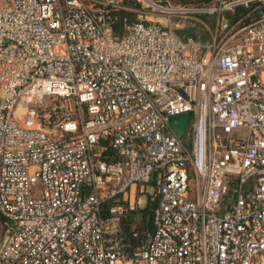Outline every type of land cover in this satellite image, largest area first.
I'll return each mask as SVG.
<instances>
[{
  "label": "built area",
  "instance_id": "1",
  "mask_svg": "<svg viewBox=\"0 0 264 264\" xmlns=\"http://www.w3.org/2000/svg\"><path fill=\"white\" fill-rule=\"evenodd\" d=\"M0 214V264H264V0H0Z\"/></svg>",
  "mask_w": 264,
  "mask_h": 264
},
{
  "label": "trees",
  "instance_id": "2",
  "mask_svg": "<svg viewBox=\"0 0 264 264\" xmlns=\"http://www.w3.org/2000/svg\"><path fill=\"white\" fill-rule=\"evenodd\" d=\"M163 1H171V0H163ZM194 1H197V2H194ZM182 2L184 4V3H189V2L201 3L202 1H200V0H183ZM134 4L137 7L139 6V4H136V3H134ZM245 12H246V10L239 8V9H237L236 13L233 15L237 16V15H240L241 13H245ZM116 15H117V17L114 20L113 29H114V32L117 36H121L125 32V29H124L125 19H128L129 21H133L136 19V14L134 12L129 11V10L121 9V10H119V12H117ZM227 15H228V17H230L232 14L228 13ZM182 33L185 35L191 34L198 39L204 40L203 38L196 35L193 30H190V29L189 30L185 29L182 31ZM181 116H183V118H189V117H191V114L181 115ZM156 205H157V202L155 201L153 203H149L146 207H144L143 209L140 210L142 212V220L143 221L140 223V225H139V223H137V226L134 229L132 226L135 224V222H134L135 219H137V216H136L137 210L130 211L128 213V215H130V214L131 215L129 217H128V215L125 217V219H124L125 232H126L128 238L130 240H132V242H140L141 239H143L145 237L146 231L151 232L154 229V214H155L154 210H155ZM0 216H1V214H0ZM1 219L3 221L2 216H1ZM137 222H139V220H137ZM143 230H145L144 234L142 233ZM138 231H140V234ZM135 232L138 233L137 236H134Z\"/></svg>",
  "mask_w": 264,
  "mask_h": 264
},
{
  "label": "rangeland",
  "instance_id": "3",
  "mask_svg": "<svg viewBox=\"0 0 264 264\" xmlns=\"http://www.w3.org/2000/svg\"><path fill=\"white\" fill-rule=\"evenodd\" d=\"M182 1L183 0H171V2L174 3V4H183ZM200 1H202V2H209L211 0H204V1L203 0H200ZM194 2H197V1H194ZM189 3H193V2H189ZM124 5L127 6V7L133 8L134 11H131V12H135V10H138L139 9L132 2L131 3L125 2ZM209 19H211V18L206 17V15L205 16L203 15V16L193 17V18H174L173 21H174V24H176V28L177 29H184V30L185 29H187V30L190 29V30H193L196 35H198L199 37H201L203 39H206V38L209 37V33H210V30H211V25L209 24V22H210ZM161 20L164 21L163 18ZM47 99L48 98H41L39 96L34 97V101L35 102H43V103H45V101ZM178 119H181L182 120L183 119V116H179ZM174 127L177 129L179 127V125L178 124H175ZM186 128H187V123H184L183 124V129L179 131V134L184 135V133L186 131ZM148 189H149V192L152 191V188L151 187H148ZM139 194L140 193H138V195ZM143 199L146 200V196H143ZM143 208L144 207H138L136 209L137 210V212H136L137 219H135V221H134L135 224L133 225V227H136L137 226V223H139V225H140V223L143 221L142 220V212L140 211ZM130 215H128V217ZM137 220H139V222H137ZM138 232L140 234V231H138ZM4 233H5V229L3 228L2 219H1V216H0V243H1V240L3 239ZM142 233L144 234L145 233V230H143ZM146 234H147V231H146L145 235Z\"/></svg>",
  "mask_w": 264,
  "mask_h": 264
},
{
  "label": "crops",
  "instance_id": "4",
  "mask_svg": "<svg viewBox=\"0 0 264 264\" xmlns=\"http://www.w3.org/2000/svg\"><path fill=\"white\" fill-rule=\"evenodd\" d=\"M129 213V212H128ZM128 213H127V215H128ZM133 227V226H132ZM135 227H133V229H134Z\"/></svg>",
  "mask_w": 264,
  "mask_h": 264
}]
</instances>
